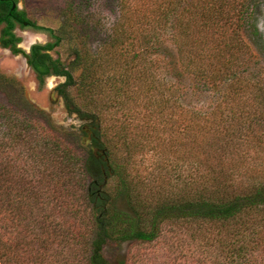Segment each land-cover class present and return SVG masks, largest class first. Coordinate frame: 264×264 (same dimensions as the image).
<instances>
[{"label": "trees", "instance_id": "16d2710c", "mask_svg": "<svg viewBox=\"0 0 264 264\" xmlns=\"http://www.w3.org/2000/svg\"><path fill=\"white\" fill-rule=\"evenodd\" d=\"M86 1H68L58 31L31 22L24 11L0 12V46L24 57L39 87L47 78L63 80L56 91L86 125L78 133L89 143L74 139L75 152L74 134L59 131L14 79L0 74V264H110L111 244L174 238L179 225L214 231L212 243L208 237L201 246L203 264H264V132L254 130L264 127V66L252 77L243 72L264 60L258 29L264 0H114L119 15L107 28L80 13ZM24 22L52 42L28 54L17 48L13 30ZM90 36L99 39L94 53L86 46ZM69 38L78 46L67 65L50 52ZM151 55L155 63L168 55L175 86L166 89L148 74ZM185 77L212 94L211 111L181 106L176 81ZM153 89L160 116L169 111L163 127L173 153L183 154L177 162L188 167L184 178L156 190L133 170L130 122L112 127L105 120L111 95ZM251 144L259 155L250 159ZM38 150L49 154L40 158ZM23 156L30 171L58 168L47 174L55 195L43 218L32 214L31 192L10 188L3 169L8 157Z\"/></svg>", "mask_w": 264, "mask_h": 264}, {"label": "rangeland", "instance_id": "374dc122", "mask_svg": "<svg viewBox=\"0 0 264 264\" xmlns=\"http://www.w3.org/2000/svg\"><path fill=\"white\" fill-rule=\"evenodd\" d=\"M68 1L70 0H19L18 5L20 9L26 12L31 22L46 29L58 31L64 21L63 11L67 7ZM78 1L81 0H76L77 3ZM85 3L87 4L84 5ZM85 3L83 2L80 13L84 16H86V13L91 14L92 18L100 20L101 26L103 24V26H106L105 28L111 26L115 19L118 18L119 6L114 0H87ZM258 29L264 39V5L258 11ZM15 34L21 38V46L23 49H28L34 44L45 45L52 42V39L47 33L35 32L30 28H17ZM98 43L99 39L91 36L86 40V46L93 53ZM77 46L78 43L74 39L69 38L63 40L58 48L50 52V55L53 58H59L63 63L68 65L73 60L74 51ZM156 58L157 56L151 55L148 61L150 63V65L148 64L149 67L147 65L148 74L155 80H160L161 83L163 81L164 83L162 84L168 89L175 82L171 73V67L169 66L171 60L168 55H165L162 57L164 59L161 63L160 61H158L159 63L152 62L156 61ZM134 64H136L138 70L144 67L136 62ZM157 64L160 66L159 69H156ZM263 66L264 60L259 58L251 64L248 63L243 69V72L248 77H252ZM0 74L14 79L24 89L29 102L36 109L44 112L59 131L74 134L71 137L72 140L69 142H72L71 145L75 152L77 145L74 143V139L82 141L84 146H88V140L80 137L78 133L86 125L76 115H70L67 112L63 100L55 92L57 86L63 82L62 79L54 77L47 78L44 85L39 87L34 73L26 66L23 58L21 56H13L8 51L1 49ZM191 80V78L187 77L186 79L185 77L179 82L176 81V86L180 90L181 106L200 112L211 111L216 104L215 100L212 99V94ZM137 87V84L131 86L135 92H137ZM166 95L167 93H165ZM110 98V108L105 114L106 123L108 126L111 125L113 127L116 123L130 122L129 128L132 131L130 138L135 140L136 143L133 170L135 173H138L137 175L139 177L146 180L145 184L149 187L152 186L156 190L161 186V183L165 185L168 182L175 183L174 180L178 176L184 178L188 173V167L184 163V160H181L179 163L177 162L176 158H184L183 154L173 153L175 147L172 144L171 138H169L170 136H168L169 132L167 133V130L163 127L169 111L166 110L164 115L160 116V111L156 106L158 98L157 92L153 89L149 90L146 94L138 92L136 95L126 94L125 96L115 97L116 100H112V95ZM143 125L148 126L145 131L141 127ZM154 128L157 129L156 132H154ZM263 128L262 125L254 127L255 134L264 132ZM3 132L4 130L0 129V136H2ZM147 138L149 140H146ZM156 139L162 140L161 148L157 145ZM38 149L40 150L42 148L38 146ZM239 149L240 151H245L248 148L247 146H243L239 147ZM39 150L36 154L40 158L44 157L45 154H49ZM247 151L249 152L250 159L253 156L259 155L252 148V144L251 148L249 145ZM22 154L24 155L25 153ZM24 156L22 160H15L14 158L8 157V163H5L3 169L4 172L5 170L8 171L7 174L9 177L7 179L10 181V188L20 187L31 192L34 198L32 197L33 200H30V203L34 205L35 209L32 214L43 218L49 214L48 209L51 207V204H54L51 198L55 195L53 192L55 187L47 174L50 173L49 171L56 172L58 168L54 166L49 168L47 166L43 170L44 167L42 166L43 168H36L30 171L23 166L25 163L27 165ZM112 183L110 181V184ZM48 195L49 197L51 195L50 199H48ZM191 228L187 225L185 227L179 225V229L176 231V237L171 238L169 234L167 236L164 234L163 237L150 244L133 242L123 243L121 245L111 244L106 248L105 253L110 264H203L205 255L202 254L203 249L201 246L207 241L208 237L209 243H212L211 241L216 235L214 231H207L206 229L194 233V229ZM169 230L172 231V229ZM175 239H177L178 243L170 245L177 242Z\"/></svg>", "mask_w": 264, "mask_h": 264}, {"label": "flooded vegetation", "instance_id": "af4514ba", "mask_svg": "<svg viewBox=\"0 0 264 264\" xmlns=\"http://www.w3.org/2000/svg\"><path fill=\"white\" fill-rule=\"evenodd\" d=\"M9 1L10 0H0V3H4L5 5H2V6H0V12H3L4 10H5V7L6 8H8L9 6H7L6 5V3L8 2L9 3ZM19 0H14L13 2H10V7H9V10H10V12L11 13H13L14 11H24L23 9H20L19 8ZM13 11V12H12ZM25 12V11H24ZM26 13V12H25ZM27 15V14H26ZM27 18L29 19V17H28V15H27ZM17 28H29V26H28V24L27 23H23L21 26L20 25H16V27H15V29L13 30V33H14V35L17 37V38H20V37H18L16 34H15V31L17 30ZM21 39V38H20ZM21 44H22V41H20L18 44H17V48H19V49H21L23 52H25L26 54H28L29 52H30V48L33 46V45H31L28 49H23L22 48V46H21ZM34 45H36V44H34ZM0 49L1 50H4V51H8L11 55H13L12 53H11V51L9 50V49H7V48H3V47H1L0 46ZM13 56H21L22 58H23V60H24V62H25V59H24V57L22 56V55H13ZM26 64V63H25ZM27 66V65H26ZM28 67V66H27ZM29 68V67H28ZM30 69V68H29ZM31 70V69H30ZM33 72V71H32ZM51 78H53V77H51ZM55 92H56V94H57V96H59L58 95V92L56 91V89H55Z\"/></svg>", "mask_w": 264, "mask_h": 264}]
</instances>
